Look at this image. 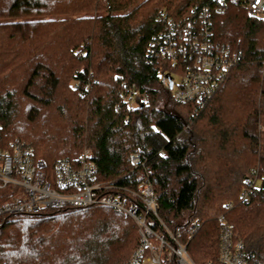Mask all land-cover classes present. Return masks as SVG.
<instances>
[{
    "label": "trees",
    "instance_id": "trees-1",
    "mask_svg": "<svg viewBox=\"0 0 264 264\" xmlns=\"http://www.w3.org/2000/svg\"><path fill=\"white\" fill-rule=\"evenodd\" d=\"M214 0H0V124L53 168L92 149L101 180L137 189L149 181L173 231L201 228L188 250L218 264L221 217L249 264H264V18ZM214 5V6H213ZM210 6L213 39L241 59L202 108L173 101L165 62L149 43L165 12ZM145 95L135 106L122 93ZM141 153L146 170L130 157ZM256 193L241 201L247 177ZM139 244L135 222L106 207L50 209L0 226V264H125Z\"/></svg>",
    "mask_w": 264,
    "mask_h": 264
},
{
    "label": "built area",
    "instance_id": "built-area-1",
    "mask_svg": "<svg viewBox=\"0 0 264 264\" xmlns=\"http://www.w3.org/2000/svg\"><path fill=\"white\" fill-rule=\"evenodd\" d=\"M214 2L218 11L225 10L229 4H245L251 16L264 18V0ZM210 8H193L182 19L160 13L157 17L160 27L149 43L147 57L151 63L167 64L160 82L172 91L173 101L197 109L213 98L242 55L239 47L213 39ZM174 75L181 76L177 86ZM122 95L130 102L145 98L136 89ZM130 163L134 169L146 170L147 160L141 153L132 154ZM257 184L256 176L245 179L242 203H249ZM94 207L110 208L135 222L139 244L125 264H198L188 244L201 228V222L194 220L183 231H173L159 216L157 195L149 181L130 189L101 180L92 149H85L73 162L60 159L51 168L45 159L36 157L30 145L8 141L0 124V226L18 215ZM220 220L218 264H249L244 244L236 240L232 225L223 217Z\"/></svg>",
    "mask_w": 264,
    "mask_h": 264
},
{
    "label": "rangeland",
    "instance_id": "rangeland-1",
    "mask_svg": "<svg viewBox=\"0 0 264 264\" xmlns=\"http://www.w3.org/2000/svg\"><path fill=\"white\" fill-rule=\"evenodd\" d=\"M174 80H175V84L176 86L179 84L180 80H181V76L180 75H174ZM135 101L132 102V106H135Z\"/></svg>",
    "mask_w": 264,
    "mask_h": 264
},
{
    "label": "water",
    "instance_id": "water-1",
    "mask_svg": "<svg viewBox=\"0 0 264 264\" xmlns=\"http://www.w3.org/2000/svg\"><path fill=\"white\" fill-rule=\"evenodd\" d=\"M172 87V84H170V88Z\"/></svg>",
    "mask_w": 264,
    "mask_h": 264
}]
</instances>
